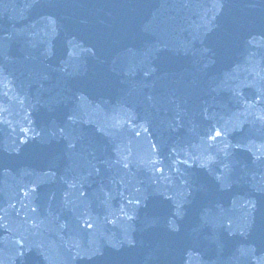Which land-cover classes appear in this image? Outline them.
<instances>
[{
	"label": "water",
	"instance_id": "1",
	"mask_svg": "<svg viewBox=\"0 0 264 264\" xmlns=\"http://www.w3.org/2000/svg\"><path fill=\"white\" fill-rule=\"evenodd\" d=\"M81 3L89 7L78 8ZM18 13L28 23L35 19L38 43L48 29L62 26L96 50L88 59V72L63 79L56 74L61 95L55 96L49 90L53 78L43 67L46 53L33 51L34 33L12 47L5 32L0 33L4 71L23 62L19 78L27 84L43 67V76L30 89L33 107L24 114V103L14 111L24 117L26 127L47 133L63 156L76 154L62 162L63 170L46 176L50 172L43 152L35 170L37 180L60 193L75 213L69 233L81 215L94 219L99 206L92 204L103 189V205H109L101 209L100 236L109 246L119 247L125 238L129 252L138 255L147 250L137 252L140 234L198 238L204 228L214 234L208 251L215 255L219 250V261L237 246L228 263L251 264L242 244L260 254L256 263L264 264V213L254 211L262 217H249L246 202L234 195L244 187L238 185L240 172L258 171L254 185L264 179V0H0V29H9ZM28 23L21 19L13 29ZM51 49L58 55L63 51L59 42ZM84 58L79 54L71 62L79 64ZM33 59L37 67L29 70ZM117 70L111 89L98 88ZM133 74L135 82L128 83ZM0 82L4 87L7 80ZM17 84L13 96L6 89L0 94V146L16 154L22 145L9 142L7 132L15 120L10 112L13 98L22 91ZM87 92L101 95L100 102ZM55 109L62 117L54 115ZM70 119L82 128L86 121L96 132L82 151L81 133L64 138L61 121ZM58 181L68 186L56 187ZM254 191L249 187L246 193ZM50 207L54 212L52 203ZM113 208L120 211L114 214ZM140 213H149L151 220L139 225L135 215ZM240 224H245L246 235L237 232L233 237ZM63 227L68 229L66 223ZM149 228L157 229L145 230ZM87 254L91 264H101L95 251ZM160 257L164 264H187L184 253L167 250L145 263Z\"/></svg>",
	"mask_w": 264,
	"mask_h": 264
}]
</instances>
